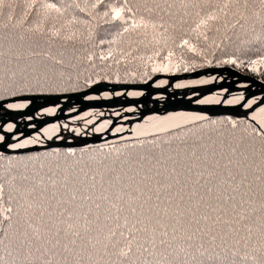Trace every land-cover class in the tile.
Instances as JSON below:
<instances>
[{"label": "trees", "instance_id": "trees-1", "mask_svg": "<svg viewBox=\"0 0 264 264\" xmlns=\"http://www.w3.org/2000/svg\"><path fill=\"white\" fill-rule=\"evenodd\" d=\"M41 1L63 15L9 0L0 9V100L76 93L101 82L141 84L163 74L145 64L160 66L171 51V64L180 66L175 74L189 72L186 64L235 60L229 66L264 82V65L254 72L251 64L264 57L262 0H231L228 8L225 0H118L117 8L135 14L125 11L128 24L113 20V12L104 17L91 10L89 0ZM213 11L220 19L197 28ZM140 17L149 27L124 31ZM184 40L200 54L180 47ZM141 64L149 75L139 73ZM246 128L242 120L220 117L110 146L3 154L0 264H189L176 253L189 236L207 248L205 233L221 246L215 264H260L255 250L264 248V229L244 217L264 205V187L251 190L261 173H247L264 154H251L248 144L264 147ZM206 132L221 136L207 142L215 150L210 157L174 153V160L162 162L174 147H186L174 138ZM161 141L166 154L150 151Z\"/></svg>", "mask_w": 264, "mask_h": 264}, {"label": "water", "instance_id": "water-1", "mask_svg": "<svg viewBox=\"0 0 264 264\" xmlns=\"http://www.w3.org/2000/svg\"><path fill=\"white\" fill-rule=\"evenodd\" d=\"M205 77H216V81L213 84L200 87L181 90L173 88L176 83L200 80ZM220 77L222 78V81L218 82L217 79ZM160 81H167V85L164 87H157L156 84ZM224 90L227 91L222 94L223 99L220 103L210 105L197 104V101ZM130 92H140L143 95L140 98H130L128 97V93ZM235 92L239 93V95L245 96L247 99H255L257 103H259L261 100H264V82L255 77L234 70L233 68L221 67L208 68L190 74L171 76L160 75L141 84H115L101 82L84 91L76 93L25 95L6 99L3 101L12 103H28L31 101L29 106L23 111L9 110L10 112L17 114V116L27 117L28 115H32L35 117V114L44 109L55 108L57 110L55 115L46 116L38 121V132L46 126L60 125L68 119H72L90 111L111 113L114 110L122 109L124 107L138 108L140 105L146 106L151 103H154L156 108H154V111L149 112L148 115H161V113L166 115L174 114L176 112H185L195 115V117L204 116L206 119L195 120L191 119V117L190 119L181 122H171L169 125L154 131L139 128L132 130L129 128L124 132L111 133V127L106 133L100 135L67 136L63 134L59 136L62 138L60 140L47 139L41 144L32 147L20 149L10 148L3 154L24 155L29 153H39L51 149L81 150L97 148L164 135L220 117H230L242 120L244 113L249 112L250 110L241 108L239 105H229L226 103ZM116 93H122V95L115 96ZM103 94H109L112 98L101 100L88 99V97H100ZM158 95L166 98L162 108H158L156 105L157 101L154 100V97ZM188 96H192V98L189 99ZM68 111H70V113H67ZM10 135L15 136L16 134ZM12 143H16V141H12Z\"/></svg>", "mask_w": 264, "mask_h": 264}, {"label": "snow or ice", "instance_id": "snow-or-ice-1", "mask_svg": "<svg viewBox=\"0 0 264 264\" xmlns=\"http://www.w3.org/2000/svg\"><path fill=\"white\" fill-rule=\"evenodd\" d=\"M231 0H225V3L223 5V8H228L229 3ZM104 0H98V3L93 4L92 6L98 7L100 4H103ZM126 3V0H125ZM262 3H264V0H262ZM5 6V0H0V9H2ZM172 5H169L171 7ZM47 8L53 9L56 12L60 13L63 15L62 11L60 8H57L55 4L49 3L46 5ZM159 7V5H157ZM223 8L220 9V11H223ZM127 11L128 13H133L132 8H116L112 9L113 12V20H124V13ZM107 15V13H105ZM133 15H135L133 13ZM262 16H264V10H262ZM220 19V17L216 14V12H209L206 16L202 17L199 21V24L197 25V28L201 26H207L210 21H216ZM74 22V21H73ZM125 24H128L129 22L127 20H124ZM153 28L155 25H151ZM140 27H149V23L143 18L140 17L139 21L132 20L131 24L129 27H125L124 31L127 32L129 31V28L131 29H136ZM54 35H59V33H54ZM68 39H71L72 37L69 36L67 37ZM106 41L104 39H101L99 41L100 44H104ZM180 47H186L188 51L190 52H195L197 55L200 53L197 52V49L194 45L190 44L188 40H184ZM174 54L172 52H168L166 59L169 60V63L171 64V58ZM101 59H107L106 56L101 57ZM224 63H230V64H235V60H226ZM252 64V70L258 71V68L256 67L257 64L259 65H264V57H261L259 60H253L251 62ZM173 68H175L176 71L180 70L179 64H171L169 65H160L157 67L153 68V71L155 72H169L172 71ZM189 68L187 64L184 67V71H188ZM167 83V81H165ZM194 83H208V81H194ZM177 88L180 87H185L183 84H177ZM227 91V90H225ZM130 95H142V93H130ZM88 99H92V97H88ZM31 101L28 103H12V102H7L0 100V158L3 157V153L7 151L10 148H21L24 147L28 143H36L37 141L34 140H26L23 144L22 143H12V140L14 138H18L20 135H22V132H17L16 136L13 137L12 134L14 129H17L18 125L15 122H12L13 120H24L26 119L27 121L31 122L33 121L34 117L32 115H28L27 117L23 116H17V114L10 112V109H23L27 108ZM198 103L200 104H206V103H219L218 100H199ZM227 104L230 105H239L241 108L244 109H249V112L244 113L242 117V122L245 124H249L251 126V130L249 131L247 128L245 131L248 132L250 136L253 137V139H259L262 143H264V100H261L259 103L255 99H247L245 96L240 95L233 97L232 99H229L226 101ZM131 111V109H129ZM45 112L49 114H54L56 109L55 108H49V109H44ZM168 120L176 119L175 116H168L166 117ZM191 119L195 120H203L206 119L204 116H196L192 117ZM232 126L235 128L237 127L236 121H231ZM28 127L35 128V124H28ZM57 128L59 126H56ZM45 134H47L51 129H44ZM99 131V129H97ZM117 131H120V129H117ZM71 155H74V153H70ZM253 215H249L244 217L245 220H247L249 223H259L261 228L264 229V205L261 206L259 210L253 209ZM202 231V230H198ZM206 235H209V243L208 247L206 248L203 244H200L199 246L193 244L191 241L193 240L192 236H189L185 243L179 248V252L176 253V255H181L183 256V260L185 262H189V264H198V261H200L201 258H203V261L201 264H215V261L220 259V253L216 251L218 247H221L216 244V236L211 235L209 233H205ZM161 243H164L162 241ZM259 252V259H260V264H264V248L255 250ZM235 254V253H234ZM252 259H257V256L253 255Z\"/></svg>", "mask_w": 264, "mask_h": 264}, {"label": "flooded vegetation", "instance_id": "flooded-vegetation-1", "mask_svg": "<svg viewBox=\"0 0 264 264\" xmlns=\"http://www.w3.org/2000/svg\"><path fill=\"white\" fill-rule=\"evenodd\" d=\"M212 78L214 81H216V77H209ZM218 82L222 81V78L217 79ZM158 84H156L157 86ZM177 83L173 86L174 89H176ZM158 87V86H157ZM178 90V89H177ZM180 90V89H179ZM133 93V92H130ZM128 93V97L130 98H140L142 95H130ZM135 93H140V92H135ZM226 93V91H221L215 95H211L208 97H205L201 100H209L213 99L215 100V97H218L219 100L223 96L222 94ZM122 93H116L115 96H121ZM240 96L239 93L235 92L233 95L229 98L232 99L233 97ZM112 98L111 95L109 94H103L100 97L93 96L92 99L90 100H101V99H110ZM188 98H192V96H188ZM154 100L157 101L156 105L158 108H162L166 98L163 96H155ZM218 100V101H219ZM197 104L198 103L197 101ZM210 104H215V103H206V104H200V105H210ZM230 105V104H229ZM155 104L151 103L149 105L143 106L140 105V107H124L122 109L114 110L111 113L106 112H95V111H90L85 114H81L79 116H76L72 119H68L65 122H62L60 125H49L46 126L38 132V126L39 123L38 121L43 119L46 116H52L57 113V110L55 111L54 114H49L45 112L44 110L40 111L39 113L35 114V117L33 121L29 122L26 119L24 120H13V122L17 123L18 127L17 129L13 130L12 134H16L17 132H22L23 134L20 135L18 138H14L12 141H16V143H24L26 140H34L37 141L36 143H28L24 147L21 148H26V147H32L37 144H41L47 139H62L59 137L60 135H67V136H77V135H91L92 133L96 132V127L102 125L103 123L109 126H112V132L111 133H117V132H124L128 130L129 128L132 130L135 129H149L150 131L158 130L161 129L169 123H177L181 122L184 120H188L191 117H195V115L185 113V112H176L174 114H166L164 115L161 113V115L158 114H153V115H148L149 112L154 111ZM131 109V111L129 110ZM12 111H23V109H10ZM67 113H70L68 111ZM147 113V114H146ZM168 116H175L176 119L168 120L166 117ZM100 120L99 124L96 127H89L90 124L97 123ZM35 124V128L28 127V124ZM56 126H59L58 128ZM107 128V129H108ZM44 129H51L47 134H45ZM117 129H120V131H117ZM108 131V130H107ZM98 134V133H95ZM101 134V133H100ZM99 134V135H100ZM104 134V133H103ZM16 136V135H15ZM13 136V137H15ZM12 149H20V148H12Z\"/></svg>", "mask_w": 264, "mask_h": 264}, {"label": "rangeland", "instance_id": "rangeland-1", "mask_svg": "<svg viewBox=\"0 0 264 264\" xmlns=\"http://www.w3.org/2000/svg\"><path fill=\"white\" fill-rule=\"evenodd\" d=\"M121 1L123 2V0H121ZM9 2L12 3V4L24 3L29 8H34V7L36 8V6H37V8L39 10L43 9L46 14H48V15L52 14V10L47 8L46 7L47 4H45L41 0H9ZM133 2H134V4L141 5L143 3V0H134ZM96 3H98V0H89V1H87V4L91 8V10L101 12V14H103L102 16H104V17L110 15L112 13V9H116L119 6L118 0H104L103 4H100L98 7L94 8L92 5L96 4ZM105 13H107V15H105ZM54 16L45 17V16L42 15V17L44 19H47V20L53 18ZM157 54H159V53H157ZM164 60H165V62L161 63L160 65H169V61H168V59H166V57L164 58ZM145 65L150 66L151 71L154 72L153 68L155 67V63H153L151 65H149V64H145ZM196 65L197 66L190 65L188 67L189 68V72L184 73V74H190V73H193V72H196V71H200V70H204V69H208V68H221V67H230V68H232L231 66H229L230 64L210 67V65H211L210 62H208L206 64L198 63ZM141 66L145 67L143 64H141ZM145 69H146V67L145 68H141V70H143L144 73H142L141 71H139V73L140 74H144V75H149L150 73L147 74ZM190 69H192V70H190ZM233 69L243 73L242 71H240L238 69H235V68H233ZM161 73H163L161 75H166V76L180 75V74H175L174 68H173L172 71L161 72ZM165 73H169V74H165ZM156 76H160V75L157 74L155 76H152L146 82L152 80ZM195 81H208V83H194V81L179 82L177 84H183V85H185V87H180V88H176V89H180L181 90V89H187V88H193V87L206 86V85H209V84H213L215 82L212 78H209V77H205V78H202L200 80H195ZM146 82H144V83H146ZM95 84H97V83H95ZM95 84H90L88 88L92 87ZM157 84H158L157 85L158 87H164V86L167 85V83H165V81H160ZM88 88H86V89H88ZM215 100H219V98L215 97ZM221 101H222V98L219 100V103ZM215 104H217V103H215ZM24 109H26V108H24ZM99 122H100V120L97 123H93L92 122L89 127H96L99 124ZM107 126H108L107 124L105 125L103 123L102 125L96 127V132L95 133H98V134L92 133L91 135L87 134L85 136H92V135H99L100 133L101 134L106 133L107 130H109L112 127L111 125L109 126V128ZM215 126H218V125L214 124L211 127H215ZM97 129H99V131H97ZM243 132L245 134H248V132L245 131V129H243ZM209 135H211V137H213V138L210 139ZM77 136H82V135H77ZM249 137L253 138L250 135H249ZM218 138H221V136H218L217 134H215V132H206L203 135H199V133H190V134H184V135H182L180 137H176L173 140L177 141L178 143H182L185 140L186 141V143H185L186 147L183 148V149H180V147H178V146L174 147L173 151L168 152V155L165 157V159L162 162L172 161L178 156L179 157L185 156V157L191 158L195 154H202V155H204L206 157H210L214 153L215 150H213L207 144V142L210 141V140L211 141H216V140H218ZM254 141L257 142V143H260L264 147V143H262L260 140L254 139ZM153 145H154V143H153ZM194 145H196L197 148H195V149L191 148ZM248 145H249V148L251 149V151H250L251 154L258 155L259 152H262L264 154V149H258L256 146H252L251 144H248ZM234 147L236 148V146H234ZM153 149H156L159 152H164L166 154L167 151H168V145L161 141V142L156 143L155 144V148H152L150 151H152ZM193 150H195L196 152H193ZM174 153L177 154L176 157L174 156ZM46 161H44V162H46ZM263 166H264V161L261 162V163H251L250 167H249V169L247 171L248 175H249V172L252 173V175H249L250 178L253 177L255 174L260 175V173H261V176L258 178V180H256L252 184L251 190L254 193H255V191H262V190H260V188L264 187V167ZM223 227L225 228V226H223Z\"/></svg>", "mask_w": 264, "mask_h": 264}]
</instances>
